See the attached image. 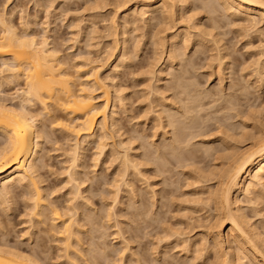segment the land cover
I'll list each match as a JSON object with an SVG mask.
<instances>
[{"label":"bare ground","instance_id":"6f19581e","mask_svg":"<svg viewBox=\"0 0 264 264\" xmlns=\"http://www.w3.org/2000/svg\"><path fill=\"white\" fill-rule=\"evenodd\" d=\"M9 1L10 0H0V210H2L3 214L6 216V218H1V216L3 217V215L0 214L1 215L0 216V264H82L83 260L84 261H87V260L84 258L85 253H86V252L84 253V247H83L84 245H83V239H82V236H84V235L81 236V234H83L82 230L85 231L83 229L85 224L88 223V221L90 223V220L93 221L95 211L93 213L94 215L91 214L93 216V217H91L89 213L85 214L84 209H83V207H84L83 205H85V204H83V202L85 203L84 200L86 199L83 196V193L86 191V189L82 185H83V183H85L84 180H86V179L83 180V177H82V175L84 174V171L82 169L85 166H84V161H83L84 156H83V153H81V149H83L85 144H87L88 142L90 143V141L94 140L96 142L98 152L95 154L96 157L93 159L95 162H97L99 160L101 154L104 153V148L109 143V142L107 143V141L108 140H111V141L114 140L115 136L119 137L118 138V145L123 147L124 151L118 157L119 159L118 158L116 159V161L119 162V164H117V165H119V168L117 171V175L119 176V179H114V181L112 182L113 186L114 187L116 186V189H117L116 192L114 191L115 195L118 194L119 188L121 187V185H120L121 183L120 184L118 183L119 180L122 182V185L128 183L127 180L125 179V177H127L129 175V170L131 168H133L134 171L136 170V173H135L136 176H139V174L142 173V171L138 169L139 164L129 154V151H130L129 146L125 145L124 141L120 139L122 134L119 132L120 131V128H119L120 125L118 126L119 121H117V118L115 117V111L112 110L111 113L109 112V109L111 108L110 104L112 101V97L110 96L111 93H110L109 89L113 88V90L115 91V95H116V93L117 94H119V92L121 93V91L119 90L118 85L115 82H113L115 80L114 77H112L114 79L113 80L108 72L107 73L103 72L104 73L103 74L102 72L99 71L100 69H102V65L91 66L87 70V68H86L87 65L91 64V62H96V61L90 60L91 58L90 59L87 58L86 61H84V64L82 63L83 65L78 66L77 70L75 72L71 73L70 67L68 65L69 64L68 61L66 59H64V57H62L61 48L59 47L61 45L58 46L57 44L53 43V41L51 42L49 40L48 36H46V35H40V36L35 35V33H33L32 30H29V26L34 25V23L31 22L33 24L30 25L31 23H30L29 19L28 20L25 19L26 16L24 17V15L23 16L20 15L21 21H19L22 28L19 29L18 28L19 26L18 25L16 26V24L13 20V17H14L13 15L16 11L15 10L13 11L11 9V11L7 12L6 5ZM90 1L91 0H89V2ZM130 1L131 0H101V2H98V0L97 1L94 0V2L91 5L90 4H88V5H90V7H95L97 9V8L105 7L106 4L109 5V2H110L112 4H116V6L119 7V5L120 6L121 5L126 6L127 4H130ZM134 1H132L133 4L134 3L138 4V6L134 5V6H137V7H135V9H132L129 7L127 8L128 12L124 13V15L122 17V22H123L122 24L124 25V27L126 25L129 26V23L135 24L136 22H139V21H141L143 24H146L149 28L148 31H149L150 38L153 41V45L157 46L156 50L158 49V46L166 47V51L168 53L167 58H169V60H173V59L177 60L178 57L181 56V54L178 53L179 48L176 46V44L178 42L177 41L178 39H184L183 33L177 32L174 35H171L170 38H168V36H167V38L166 37L165 38L159 37L158 34L163 32L166 29H169L170 26L172 25L173 21L176 22V24H177V22H178L177 20L183 19L185 14H186L185 12H183V9H185V3H186V5H187V2L190 3L192 5L190 8L191 11H193L192 13H194V11H195V13L190 17V21H191L190 26H191V28L193 27V29H196L195 30L196 36H197V38H199L198 42H195L196 44H194L196 46L195 50H194V56L197 55V58H199V60H200V59H202L200 57V54H206L207 51H208V53H210V51H215L214 53H210L208 56H205V59L212 61V63L213 62L215 63V68H214L215 70L214 71L218 76H222L224 74L223 73L224 70L228 69V66H226V65L229 63V61L227 60L229 53L226 51L227 46L225 47V44L223 43V40H224L223 38L226 37L225 35L228 34V32H232L231 28H229V30H227V31H221V29L225 26H228V25H231L232 27L236 26V25H234L235 23H233V22H235L236 18H238V19L241 18L242 20H244V22H247L248 24H247V26H243V24L241 22L242 26H238L236 32L242 30V31H245V34L250 35V32L253 29H254V32L261 30V29H259L258 24H259L260 20L264 19V0H201L200 4H198V3L195 4V1H197V0H188V1L187 0H134ZM53 3H54V1H53ZM56 9H57V7H56ZM92 9H94V8H92ZM89 11H91V10H89ZM176 12H178V19L176 17V15H177ZM95 14H96V12H95ZM97 15H99V14H97ZM100 15H101V13H100ZM114 15H116V14H114ZM93 16H94V14H93ZM58 17H60V16H58ZM116 17H114V18L118 20V18H116ZM48 20H51V19L48 18ZM117 20L112 19L111 24H112L113 28L116 27V25H118ZM223 20H228V21L226 23H224ZM105 21H107V20L105 19ZM182 21L183 20H181V22ZM174 22H173V28L175 26ZM37 23H39V22H37ZM37 23H36V25H38ZM71 23L77 24V23H75V21H72ZM71 23H70V26L72 25ZM187 23H188V20H187ZM260 23H262V22H260ZM74 24H73V26H74ZM91 24H93V23H90L89 27L94 25V24L93 25H91ZM107 27H108V25H107ZM113 28H111V29H113ZM171 28H172V26H171ZM30 29H33V28H30ZM181 29H183V28H181ZM234 31H235V29H234ZM248 31H250V32L248 33ZM113 32H115L114 29H113ZM121 33H122V35H124L125 31H122ZM251 33H253V32H251ZM45 34H47V33H45ZM161 36H163V35H161ZM190 37H192V36H190ZM232 37L234 38L235 36L233 35ZM53 40H55V39H53ZM56 40H58V39H56ZM259 41H261V40H259ZM182 42H183L182 45H184L185 41H182ZM208 42H210L211 45L215 47V48L213 47V49H215V50H213L211 46H207L206 47L207 50H204L203 48H200L202 50L197 49L199 46L200 47L202 45L206 46ZM52 43H53V45H52ZM56 43H58V42H56ZM126 43L127 42H126V36H125V38L123 37V39H121V45H122V49H123L122 51L123 52L120 54L118 62L117 63L115 62L116 64L113 66V69L117 70L119 66L121 67L122 63L125 62L124 58H125L126 54L129 55L128 50L126 49L128 47V46L126 47ZM226 44H228V43H226ZM155 46H154V48H155ZM263 46H264V44H263ZM179 47H181V46H179ZM185 49H187V47H185ZM106 50L107 49L104 50L105 51L104 53H106ZM180 50H182V49H180ZM108 51H107V53H108ZM131 51H133V50H131ZM163 51H165V49ZM155 52L156 51L154 50V53ZM183 53H184V49L182 52V56H183ZM198 53H199V55H198ZM156 54H157V52H156ZM157 55H160V52H158ZM110 56H111V54H110ZM110 56L108 55V58ZM152 56H155V55H153V53H152ZM161 56H163V55L161 54ZM263 56H264V51L261 50V52H259L258 58H254L255 60H253V61H255L254 65H256L255 68L253 69L254 70L253 72L256 75V77L258 78V80L261 82H264V58H262ZM155 57L158 58V56H155ZM165 57H166V55H165ZM183 59H185V57ZM186 59H188V58L186 57ZM205 59H203V61ZM188 61H185V63H188ZM170 62L173 63V61H170ZM195 62H198V61H195ZM99 63L101 64V62H99ZM182 63L180 64L181 68L179 67L180 68L179 73L174 77V82L172 84V88L176 91V95L178 97L180 96V101L186 100L187 97H190L193 100H195V101L192 100L195 103H196V101H203V99L199 100L200 90H198L199 91L198 94L197 93L196 94L191 93V91H194L192 89V87L194 86V88H195V86H196V83L194 81H197V80H195V77H194V80H192V79L190 80V78H188L186 76V74H188V72L190 73V71H193V69L188 71V68L186 67L187 65L185 66ZM191 64H194V63H191ZM201 65L204 66L203 63ZM250 65H251V63H250ZM82 67L83 68L85 67L86 70L85 71L82 70ZM193 67H195V66H193ZM193 67H190V68H193ZM171 68H173L172 65H171ZM176 68H178V67H176ZM202 68L204 69V67H202ZM231 68H229V69H231ZM210 70H212V68ZM151 71H152V69H151ZM177 71L175 70V72H177ZM240 71H241V69H240ZM239 73H241V72H239ZM212 74L213 73L211 72L210 75L212 76ZM188 75L190 76L191 74H188ZM192 75H193V73H192ZM192 75H191V77H192ZM241 77L242 76H240V78ZM231 79H233V78H231ZM21 81H23V87L19 88L17 90L15 89L16 90V92H15L16 96L14 98H16L17 100H14L13 96L9 98V96L4 92V86L5 85H12L13 83H18ZM117 81H119V80H117ZM78 82H80V83H78ZM169 83H170V81H169ZM230 83H232V82H230ZM258 84H261V83H258ZM228 87H229V85H228ZM230 87H232V86H230ZM120 89H122V88H120ZM149 89H150V87H149ZM159 89H161V88H159ZM154 90H156V89H154ZM221 90H223V89H221ZM230 90H232V89H230ZM243 90H246V89L244 88ZM248 90H249V88H248ZM95 91L100 93V95L95 94ZM216 91H218V90H216ZM233 92H235V91H233ZM223 94L224 93L222 92V95ZM156 95H158V94H156ZM210 95H212V94H210ZM218 95H219V93H218ZM119 96L121 97V95H118V97ZM206 96H209V95H206ZM118 97H117V99H118ZM161 97H157V98H161ZM123 98H125V97H123ZM165 98L162 97L161 99H158V100L161 103V101H163ZM171 98H173V97H171ZM114 99H115V97H114ZM218 99L220 100L221 98L218 97ZM158 100H156V101H158ZM159 101H158V103H159ZM187 101L188 100H186L187 104H185V103H182V104L188 105ZM174 102H176V101L174 100ZM211 102H213V101L211 100ZM234 102H235V100H234ZM114 103L115 102L113 100V104ZM158 103H157V105L159 106V109H155V110H153V112L156 115L155 118L158 119L159 122H157L158 124L154 125V128H156L155 126H159L160 128L162 127L161 129H165L163 131V135L166 136L165 134L170 133L171 136H170V134H169V137L167 135V140H168V138H170L169 139L170 141L169 140L168 141L162 140V142H160V140L157 139L159 141V143H157V144L156 143L154 144V142L149 143L147 141L146 142L148 144L145 143L146 145L150 144L153 147L151 149V151L149 150V153H146V156H147L148 163H150V165H152L155 168V170L159 168V163L163 164V161L165 163V153L166 152L169 154H173L174 156L179 155V153L181 152V149H182L183 142H186L184 139L188 140L187 137H185V138L183 137L185 134L184 131L187 132L186 131L188 129L187 127H189V125L191 124V121H192V119H190V117H188L189 114L187 115V110L185 108H184V113H182L180 108L177 107L178 105L175 106V108H172L169 105L171 102L170 103L168 102L169 104L168 103L167 104H163V103L158 104ZM223 103H224V101H223ZM113 104H112V107H113ZM120 104H122V102ZM200 104L201 103L198 102V105H200ZM210 104H212V103H210ZM198 105H197V107H198ZM230 105H231V103H230ZM35 107H37V109ZM191 107H190V109H191ZM230 107H232V106H230ZM114 108H115V106H114ZM150 108H152V107H150ZM199 108H200V106H199ZM202 108H203V105H202ZM225 110H227V109H225ZM228 110L230 111L231 109H228ZM232 111H233V109H232ZM251 111H253V110H251ZM109 113L111 114V116H109ZM198 113H197V115H198ZM151 114H152V112H151ZM193 114H194V112H193ZM252 114H254V112H252L251 115ZM178 115L183 116V118H185V119H187V118L190 119L187 126L185 124L186 122L184 121L185 123L183 122L184 123L183 127L182 128L179 127V129H177L176 124H177V121L179 119L176 120V117ZM254 116H255V114H254ZM258 116H260L259 113H258ZM109 117H111V119ZM191 117H193V116H191ZM180 118H182V117H180ZM227 118H229V117H227ZM252 118H254V117H252ZM199 119H200V117H199ZM180 120H182V119H180ZM180 120H179V122H180ZM194 120H196V119H194ZM187 121H188V119H187ZM203 121L205 122V120H203ZM109 122H110V126H109ZM196 122H197V120H196ZM251 122H252V120H251ZM198 123H195V124H197V126H198ZM262 123H257V125H256L257 129L254 126L255 130H257V131H255L256 133H253L254 131L253 132L250 131V133H249V132H246L247 131L246 130V131L242 132L240 135L239 134L240 131H239L238 136H240V138L235 137V138H238V139H236V141L234 140L235 142L240 141L239 139H241V138L244 140L245 139L250 140L253 137L254 140L252 142H249L250 145H248V147L242 149L239 145L232 143L233 141H230L229 143H231L233 145H227L226 144V146L222 149V152L220 154L214 155L212 157V161H216V160L218 161V159L220 158L219 163L212 162L213 164H211V165L209 164V166H207V168H204V169L202 168V170L199 172V177L196 176V174H198V172H196V174L193 172L194 174H192L198 178L197 179L198 183L201 181H204V182L209 181L210 182L211 180H214L213 182L215 183V184L213 183V185H210L211 183L209 184V182H207L210 186H209V188L207 187L208 191L206 192V196L197 198L198 204L200 203L201 206L203 205V207H206V206L209 207V209H207V210L210 212L209 218L211 217L210 219H212L211 225L207 222L210 226V227L208 226V229L210 228V230L206 231V232L209 231L208 233H209L210 238L212 239V243H213V245H212V243L210 244L213 247H211L209 245H207V246L211 247L210 249L213 248L215 250V253H216L215 261L212 264H264V232L261 231V229L259 228L260 225L257 226V224L254 221H252L253 218H251L250 217L251 215L248 214L249 211L248 212L245 211V204H244V201L241 199V196H244L245 202L253 205L252 210L256 214L255 216L257 217L258 214H260L259 217L261 216V210H260L261 206L259 207L260 209H258V205H259L258 203L261 200H263V198H264L263 197L264 193L263 194L261 193L264 190V124H262ZM201 125H199V127ZM204 125H205V123H204ZM253 125H255V124H252V127H253ZM232 126H233V124H232ZM242 126L244 127V123ZM167 127L169 128V130H166ZM190 127H192V126L190 125ZM53 128L60 130L59 136L61 137L60 139L57 137L56 138L57 140H55L54 142L57 143V142L62 140V141H64L62 143L69 144V146H68L69 148L67 151L68 153H66V152L63 153V155L66 154V155H69V157H68V159H66L65 158L66 156L64 155L65 157L62 158V160L64 159L62 161V164H64L66 183H67V185L69 184L70 188H72V189L68 193V196L70 195L69 199L66 201L64 200L65 201L64 203L60 202L59 200L54 199V198L58 199L60 196H56L58 193L54 194L55 191H57V190H53L51 187H48L47 183H46L47 185L44 184L45 179H44V177H43L44 175L42 173V169L47 167V165H48V163L44 160V157H43L45 155H42L43 143H44L45 139L47 140L48 138L51 137L52 133L54 132L53 130H55ZM185 128H187V129L184 130ZM192 128H194V126ZM233 128H235V127H233ZM231 129L228 128L227 130H224V132L222 131V133H223L222 139H220L221 143H226L227 138L231 139V137H232V139H233L234 134L229 133V130H231ZM190 130H192V129H190ZM207 130H209V129H207ZM253 130H254V128H253ZM218 131H220V130L218 129ZM197 132H195L196 135H197ZM220 133H221V131H220ZM232 133H234V132L232 131ZM135 134L138 135V133H135ZM153 134L155 137L156 133H153ZM137 135H136V137H137ZM163 135H162V137H163ZM193 135L195 137L194 133H193ZM193 135L191 134V136H193ZM198 135H199V133H198ZM187 136H189V134H187ZM234 136H236V135H234ZM145 137H147V136H144V138ZM162 137L160 135V138H162ZM199 137H200V135H199ZM129 138H132V137L129 136ZM218 138H220V137H218ZM136 139L137 138H135L134 140H136ZM146 139H144V140H146ZM72 141H73V143H70ZM111 141H110V143L112 144L113 149H114L116 140H115V142L114 141L111 142ZM133 141H131V142H133ZM208 141L209 142L205 146V151L207 152V155L209 152L212 153V150L214 149L213 144H210L211 141L210 140H208ZM142 142H143V140H142ZM62 143H60V144H62ZM205 143L206 142L204 141V144ZM60 144H59V146H61ZM187 144H189L188 141H187ZM184 145H186V144H184ZM195 145H198V144H195ZM186 146H188V145H186ZM194 146H192V147H194ZM58 149H60V148H58ZM183 150H185V149H183ZM116 151L117 150H115V152ZM110 152H111V150H110ZM116 153L118 154V152H116ZM195 153H197V152H195ZM211 153H209V154L212 155ZM114 156H115V153H114ZM166 157L168 158V156H166ZM170 157L172 158L171 155H170ZM178 157H175V159ZM203 157H204V155H203ZM144 158H146V157H144ZM175 159H174V161H175ZM169 160H172V159L169 158ZM95 164H97V163H95ZM152 166H151V168H152ZM191 166L190 167L185 166V167H188V169H189V168H191ZM193 166H194V164H193ZM164 167H165V165H164ZM166 168L167 167H165V169ZM194 169H195V167H194ZM160 170L162 171V167H160ZM166 171H169V170L166 169ZM196 171H199V169ZM132 172H133V170H132ZM189 172H190V170H189ZM137 173H138V175H137ZM133 176H135V175H133ZM191 177H193V176H191ZM160 179H162V178H160ZM169 182H171V181H169ZM92 183H94V182L92 181ZM199 184H201V183H199ZM204 184H206V183H204ZM188 185H190V184H188ZM194 185H197V184L194 183ZM203 185H199V186H203ZM92 186H94V185H92ZM95 186H97V183L95 184ZM130 186L128 189H130ZM126 188H127V186H126ZM177 189H179V188H177ZM150 190H152L151 187H150ZM198 190H200V189L198 188ZM97 191H98V189H97ZM129 192H131V190ZM132 193H134V191ZM147 193H148V191H147ZM153 194H155V193H153ZM199 194L204 195L205 194L204 189L201 192H199ZM153 196H155V195H153ZM141 198H143V196ZM166 199H168V198H166ZM87 201L88 200H86V202ZM134 202H135V200H134ZM148 202H150V201H148ZM186 202L188 203V201H186ZM144 203H145V199H144ZM16 204H18L19 206L16 207L15 206ZM153 204L154 203H152L151 205H153ZM134 207H135V205H134ZM137 208H139V206ZM142 208H145V207H142ZM154 208H155V206H154ZM191 208H193V206ZM198 208L200 209L199 206H198ZM194 209H195V206H194ZM85 210H87V209H85ZM109 210H111V209L109 208ZM187 210H191V209L187 208ZM145 211H143V212L145 213ZM192 211H193V209H192ZM192 211H190V212H192ZM195 211H193V212H195ZM208 211H207V214H208ZM22 212L27 217V220L24 221V223L28 224V226L26 227L27 230H26V232H24V231L23 232H24V234H27L26 240H28V242H30L28 244V246H23L21 244L22 242H20V243L19 242H13V239L10 238V235L13 231V228L11 226H15V225H12V219L8 218L7 216L12 215V213H14V214L16 213L17 216L23 215ZM204 212H206V211H204ZM112 213L113 212H111V211L106 212L105 217H104V215L102 216V218L104 217L105 219H102V222L98 223V227L96 229L101 228V227L103 228L104 226H106V224L108 225V221L111 219L109 217L112 215ZM137 213H139V212H137ZM142 214L143 213H141V215ZM96 215H98V214H96ZM150 215H152V214H150ZM206 215H204V216H206ZM160 217H161V215H160ZM97 218H99V217L96 216L95 220H97ZM150 218H151V216H150ZM209 218H207V219L209 220ZM191 219H192V216H191ZM191 219H190V221H191ZM184 221H185V219H184ZM190 223H192V221ZM204 224H206V223H204ZM17 226H19V225H17ZM261 226L263 227V224ZM187 227L189 228V226H187ZM191 227L193 228V226H191ZM104 228H103V230L108 229V227L107 228L104 227ZM168 228H169V226H168ZM200 228H202V227H200ZM93 229H94V227H93ZM101 229H99V230H101ZM162 229H164V228H162ZM167 230H169V229H167ZM88 232H90V231H88ZM157 233H159V232H157ZM177 234H179V233H177ZM177 234H175V235L179 237V235H177ZM100 236L102 239L105 237V234H101ZM19 237H23V234H22V236L20 235ZM180 238H182V237L180 236ZM99 239H100V237L98 238V241H99ZM166 239H167V237H166ZM174 240H175V237H174ZM188 240H187V242H188ZM205 240H207V239H205ZM201 241H202V239H201ZM160 242H161V239H160ZM205 243H206V241H205ZM91 244L94 245L93 243H91ZM102 244L104 245L103 246L104 248L102 247L104 250V253H103V251L101 252L103 254H106V249H109L110 251L112 249H114L113 247H109L108 246L109 244L108 243L106 244L105 241H104V243H101V245ZM188 244L190 246L191 242H189ZM199 244H198V246H199ZM224 244H227L225 246V247H227V249L224 248ZM182 245H185V243ZM196 245H197V242H195L193 244V246H196ZM89 246H91V245H89ZM127 246H124V247H127ZM92 247H91V249H92ZM187 247H188V245H187ZM187 247H186V249H187ZM205 249L207 251L209 250L206 247H205ZM205 249L203 248V250H205ZM100 250H102V249H100ZM125 250H126V248L124 249V251ZM214 250H212V251H214ZM114 251L116 252V250H114ZM114 251L110 252V253L112 254V253H114ZM88 252L90 254L91 251H88ZM201 252H204V251L201 250ZM107 253H109V252H107ZM118 253H121V251H119ZM118 253H116V254H118ZM168 253H169V251H168ZM91 254H92V252H91ZM91 254H90V257H92ZM122 254L123 253H121V255ZM196 254H197V252H196ZM226 255H228V257L225 258ZM58 259H61V260H58ZM113 259H114V257H113ZM119 259H121V258H119ZM109 260H111V257L109 258ZM90 261H92V260H90ZM111 261H109L108 263L111 262L110 264H112L113 262H115V259L111 260ZM117 261L118 260H116V262ZM209 262H210V258H209ZM85 263L87 264V262H85Z\"/></svg>","mask_w":264,"mask_h":264},{"label":"rangeland","instance_id":"374dc122","mask_svg":"<svg viewBox=\"0 0 264 264\" xmlns=\"http://www.w3.org/2000/svg\"><path fill=\"white\" fill-rule=\"evenodd\" d=\"M53 1H54V3H53ZM132 1H134V0H131L130 4H127L126 6L125 5H121V6L119 5V7H117L116 4H112L109 2V5L106 4L107 6L105 5V7L96 9L95 7H90V5L94 2V0H91L90 2H89V0H39V1L38 0H10L7 3L6 7H7V12L11 11V9L13 11L14 10L16 11L13 15L14 16L13 20H14L16 26L17 25L19 26L18 27L19 29L22 28V26L20 25V22H19V21H21L20 15H22V16L24 15V17L26 16L25 19H27V20L29 19L30 23L31 22L34 23V25H32L33 23L30 24L32 26H29V30H32V32L35 33V35H37V36L46 35V36H48V38L51 42L53 41V43L57 44L58 46L61 45L59 47L61 48L62 57H64V59H66L68 61V63H69L68 65L70 67L71 73L75 72L77 70L78 66L83 65L84 61H86L87 58L88 59L91 58L90 60H93L96 62H91V64L87 65L88 66V67L86 66L87 70L91 66L102 65V69H100L99 71L102 73L108 72L109 75L111 76V78L114 77L115 80L112 78L114 80L113 82H115L118 85L119 90L121 91V93L119 92V94L116 93V95H115V91L113 90V88L109 89L110 93H111L110 96L112 97V101L110 104L111 108L109 109V112L111 113L112 110L115 111V117L117 118V121H119L118 126L119 125L121 126V127L119 126V128H120L119 132L122 134L120 139L124 141L125 145L129 146V148H130L129 154L139 164L138 169L141 170L142 173L139 174V176H136V174H135L136 170L134 171V169L131 168L129 170V175H128L129 177L128 176L125 177V179L127 180L128 183L122 185V182L119 180L118 183L119 184L121 183L120 184L121 187L119 186L120 187L119 192H118L119 195L118 194L115 195V192L117 189H116V186L115 187L113 186L112 182L114 181V179H119V176L117 175V171L119 168V165H117V164H119V162L116 161V159L124 151V148L118 145V138L119 137L115 136L114 140H112L114 142L116 140L114 149L117 150L116 152H118V154L113 149V146L110 143L111 140H108L107 143L108 142L109 143L104 148V153L101 154V156L97 162H95L93 159L96 157L95 154L98 152L96 142L94 140L90 141V143L88 142L87 144H85L83 149H81V153H83V156H84L83 161H84V166H85L82 169L84 171V174L82 175V177H83V180L86 179V180H84L85 183H83V185H82L86 189V191L83 193V196L86 198L84 200L85 203L83 202V204H85V205H83L84 206L83 209H84V213L85 214L89 213L91 217H93L91 214H93L95 211V215L93 214L94 215L93 221L90 220V223L88 221V223L85 224V226H84L85 228L83 227V229L85 231L82 230L83 234H81V236L84 235V236H82L83 245H84L83 246L84 247V253L85 252L87 253V254L85 253V256H84V258L87 261L83 260L82 264H86L85 262H87V264H110L112 262L111 260H114V259H115V262H113L112 264H114V263L115 264H206V263L212 264L215 261L216 253H215V250L213 248L210 249L211 247H213L210 245L212 243V239L210 238V235L208 233L209 231L206 232L207 230H210V228L208 229V226H209V224L211 225L212 219H210L211 217L209 218L210 212L207 210V209H209V207L208 206L203 207V205L201 206L200 203L198 204L197 198L206 196V192L208 191L209 186L213 185L214 180H211L210 182L209 181H206V182L201 181V182H199L201 184H199L197 181L198 178L196 176L199 177V172L202 170V168L203 169L207 168V166H209V164L210 165L213 164L212 162H216V163L220 162V158L218 159V161L217 160L212 161V157L214 155L220 154L222 152V149L226 146V144L227 145H233V144L229 143L230 141H233L232 143L239 145L242 149L248 147V145H250L249 142H252L254 140L253 137L250 140L249 139L244 140L241 138V139H239L240 141H237V142H235V141L238 138H235V137L240 138V136H238V135L239 134L241 135V133L246 131V130H247L246 132H249V133H250V131L251 132L254 131L253 133H256L255 131H257V130H255V127H256L257 123H262L264 121V119H263L264 118V82L259 81L253 72L254 71L253 69L256 66V65H254L255 61H253V60H255L254 58H258L259 52H261V50L264 51V46H263V44H264V40H263L264 39V34H263L264 33L263 32L264 31V19L263 20L259 19L260 22H262V23L259 22L258 27L261 30L254 32V29H253L251 31L253 33L248 31V33L250 32L251 36L249 34L248 35L245 34V31H242V30L236 32L238 26H242V24H243V26H247V24H248L247 22H244V20H242L241 18L235 19V22H233V23H235L234 25H236V26H233L234 28L231 25H228L229 27L225 26L221 29V31H227V30H229V28H231L232 32H228L229 35L226 34L225 35L226 37L224 36L226 39L223 38L224 39L223 43L225 44V47L226 46L228 47V48L226 47V51L229 53L228 54L229 56L227 59L229 61V63L226 65V66H228V69L224 70L223 73L225 75L223 74L222 76H218L214 71L215 70L214 69L215 63L214 62L212 63V61L205 59V56H208L210 53H214L215 51H210V53H208V51H207L206 54H200V57L202 58L200 60H199V58H197V55L194 56V50L196 47L194 44H196L195 42H198L199 38H197V36H196V31H195L196 29H193V27L191 28V26H190L191 25L190 17L195 13V11H194V13H192L193 11H191V9H190L192 5L187 2L188 0L186 1L187 5L185 3V9H183V12H185L186 14L184 13L185 16L183 19H181L184 22L183 21L181 22V20L179 19V20H177L178 22L176 24V22L173 21L175 23L174 28H173V22H172V25H171L172 28L170 26L169 29H166L167 31L164 30L163 32L158 34L159 37H164V38L166 37L167 38V36H168V38H170L171 35H174L177 32L183 33L184 37L183 36L182 37L185 40L184 39H178L177 40L178 42L176 44V46L179 48L178 53L181 54V56H179L177 60L176 59L169 60V58H167L168 53L166 51V47L158 46L159 50L158 49L156 50L157 46L153 45V41L150 38L149 31H148L149 28L146 24H143L141 21H139V22H136L135 24L129 23V26L126 25L124 27V25L122 24L123 23L122 17L124 15V13L128 12L127 8L129 7V8L135 9V7L138 6V4H135V3L133 4ZM197 1H195V4H197V3L200 4L201 0H197ZM98 2H101V0H98ZM88 4H90V5H88ZM134 5H137V6H134ZM56 7H57V9H56ZM92 8H94V9H92ZM89 10H91V11H89ZM95 12H96V14H95ZM100 13H101V15H100ZM176 13H177L176 17L178 19V12H176ZM93 14H94V16H93ZM97 14H99V15H97ZM114 14H116V15H114ZM58 16H60V17H58ZM114 17L118 18V20L115 19ZM48 18L51 20H48ZM105 19L107 21H105ZM112 19L117 20V22H118L117 23L118 25H116V27H114V28L112 27V24H111ZM187 20H188V23H187ZM72 21H75V23H77V24L73 23L74 24V26H73V24L71 23ZM223 21H224V23H226L228 20H223ZM37 22H39V23H37ZM241 22H242V24H241ZM36 23L38 25H36ZM70 23L72 24L71 26H70ZM90 23H93L94 25L91 24L93 26L89 27ZM107 25H108V27H107ZM110 27L113 28L115 32H113V29H111ZM30 28H33V29H30ZM179 28L180 29L183 28V29L180 30ZM234 29H235V31H234ZM122 31H125L126 35L125 34L122 35V33H121ZM45 33H47V34H45ZM161 35H163V36H161ZM189 35L192 36L193 38L190 37ZM233 35L235 36L234 38L232 37ZM125 36H126V42L128 43V44L126 43V47L128 46L126 49L128 50L129 55L126 54V56L124 58L125 62L123 61L124 63H122L121 67L119 66L118 69L116 70V69H113V66L118 62L120 54L123 52L122 51L123 50L122 45H121V39H123V37L125 38ZM53 39H55V40H53ZM56 39H58V40H56ZM259 40H261V41H259ZM182 41H185L184 45H182L183 44ZM56 42H58L59 44ZM53 43H52V45H53ZM209 43L210 42H208L206 46H204V45H202L201 47L199 46L197 49L203 48L204 50H207V48H206L207 46H211L213 49L214 46H212L211 43L210 44ZM226 43H228V44H226ZM154 46H155V48H154ZM179 46H181L182 48ZM185 47H187V49H185ZM105 49H107L106 53H104ZM130 49L133 51H131ZM164 49H165V51H163ZM180 49H182V50H180ZM183 49H184V53L182 56ZM154 50L157 52V54H158V52H160V55H157L156 52L154 53ZM200 50H202V49H200ZM213 50H215V49H213ZM107 51L109 54L107 53ZM152 53H153V55L158 56V58L155 56H152ZM110 54H111V56H110ZM161 54L163 56H161ZM108 55L110 56L109 58H108ZM165 55H166V57H165ZM198 55H199V53H198ZM184 57H185V59H183ZM186 57L188 59H186ZM262 58H264V56ZM203 59H205V60L203 61ZM194 60L198 61V62H195ZM170 61H173V63ZM185 61H188V63H185ZM99 62H101V64ZM181 63L185 66L187 65L186 67L188 68V71L193 69V71H190V73L188 72V74H191V75L193 73L192 77H191V75L189 76L188 74H186V76L188 78H190V80L191 79L194 80V77H195V80H197V81H194L196 83V86H195V88H194V86L192 87V89L194 91H191V93L192 94H196V93L198 94V92H199L198 90H200L199 100L203 99V101H196V103H195V102H193L195 100H193L190 97H187L186 100H188L187 101L188 105H185V104H187L186 100L180 101V96L178 97L176 95V91L172 88V84L174 82V77L180 71V68H181L180 64ZM191 63H194V64H191ZM202 63L204 64V66L201 65ZM250 63H251V65H250ZM171 65L173 68H171ZM193 66H195V67H193ZM176 67H178V68L180 67V68L178 69ZM190 67H193V68H190ZM202 67H204V69ZM86 68L82 67V70L85 71ZM211 68L213 71L210 70ZM229 68H231V69H229ZM151 69H152V71H151ZM240 69H241V71H240ZM175 70L176 71L178 70V71L175 72ZM210 71L213 73L212 76L210 75V73H211ZM239 72H241V73H239ZM240 76H242V77L240 78ZM231 78H233V79H231ZM117 80H119V81H117ZM169 81H170V83L171 82L172 83L170 84ZM230 82H232V83H230ZM257 82L261 83V84H258ZM78 83H80V82H78ZM228 85H229V87H228ZM230 86H232V87H230ZM22 87H23V81L18 82V83H13L12 85H5L4 86V92L9 96V98L12 96L14 98L16 96L15 95L16 90L19 88H22ZM149 87H150V89H149ZM120 88H122V89H120ZM159 88H161V89H159ZM244 88L247 91L243 90ZM248 88H249V90H248ZM154 89H156L157 91ZM221 89H223V90H221ZM230 89H232V90H230ZM216 90H218V91H216ZM233 91H235V92H233ZM222 92L224 93L223 94L224 96L222 95ZM218 93H219V95H218ZM95 94L100 95V93H98L97 91H95ZM156 94H158V95H156ZM205 94L209 95V96H206ZM210 94H212V95H210ZM118 95H121L122 98L120 96L118 97ZM116 96L118 97V99ZM161 96L163 98H165V97L166 98L163 101H161V103H160V101L158 99H161L162 98ZM114 97H115V99H114ZM123 97H125V98H123ZM157 97H161V98H157ZM171 97H173L174 99ZM218 97L221 99L219 100ZM14 100H17V99L14 98ZM113 100L115 102L114 104H113ZM156 100H158L160 104H162V103L167 104L168 102L169 103L171 102L170 104L169 103L168 104L172 108H175V106L178 105L177 107L180 108L182 113H184V108H185L187 110V115L189 114L188 117H190V119H192L190 125L192 127L194 126L195 129L190 127V125L187 128L189 130L192 129L193 131L192 130L189 131L187 128L184 129V130L187 129L186 130L187 132L184 131L185 134L183 137L184 138L187 137L188 140L184 139L186 142H183V144H182V149H181V152L179 153L180 156L179 155L174 156L173 154H169L166 152L165 153V163H164V161H163V164L159 163V168L155 170V168L152 165H150V163H148L147 156H146V153H149V150L151 151V149L153 147L150 144L146 145L145 143L154 142V144L155 143L157 144V143H159L158 140H160V142H162V140L168 141L170 139V138H168V140H167V135L169 137L170 133L165 134L166 136L163 135V131L165 129H161L162 127L160 128L159 126H155L156 128H154V125L158 124L157 122H159V120L155 118L156 115L153 112V110L159 109V106L157 105L158 101H156ZM174 100L177 103L174 102ZM211 100L213 102H211ZM234 100H235V102H234ZM223 101H224V103H223ZM121 102H122V104H120ZM198 102L201 104L198 105ZM182 103H185V104H182ZM210 103H212V104H210ZM230 103H231V105H230ZM112 104H113V107H112ZM197 105H198V107H197ZM202 105H203V108H202ZM114 106H115V108H114ZM199 106H200V108H199ZM230 106H232L233 108ZM150 107H152V108H150ZM190 107H191V109H190ZM35 108L37 109V107H35ZM225 109H227V110H225ZM228 109H231L230 110L231 112ZM232 109H233V111H232ZM251 110H253V111H251ZM151 112H152V114H151ZM193 112H194V114H193ZM196 112L197 113L199 112L198 115ZM252 112H254L255 116H254V114L251 115ZM110 113H109V116H111ZM258 113L260 116H258ZM191 116H193V117H191ZM180 117H182V118H180ZM199 117H200V119H199ZM227 117H229V118H227ZM252 117H254V118H252ZM109 118L111 119V117H109ZM177 119H179V120L182 119V120H180V122H179V120L177 121V124H176L177 129H179V127L182 128L185 122H186L185 124L187 126L188 122L190 121L189 118H187L188 119V121H187V119H185V118H183V116H179V115L176 117V120ZM194 119H196L197 122ZM203 120H205V122ZM251 120L253 123L251 122ZM195 123H198V126ZM204 123H205V125H204ZM243 123H244V127L242 126ZM232 124H233V126H232ZM252 124H255V125H253V127H252ZM262 124H264V122ZM199 125H201V126L199 127ZM109 126H110V122H109ZM233 127H235V128H233ZM228 128L229 129L232 128L231 130H229V133L234 134L236 136L233 135V139H232V137H231V139L227 138L226 143H221L220 139H222V134H223L222 131L224 132V130H227ZM253 128H254V130H253ZM53 129H55V128H53ZM207 129H209V130H207ZM218 129L221 131V133H220V131H218ZM256 129H257V127H256ZM166 130H169V128L167 127ZM53 131L54 132L52 133V135L50 137L51 139L50 138H48L47 140L45 139V141L43 143L42 155H45L43 157H44V160L48 163V165H47V167L42 169V173H43V175H44L43 177L45 179L44 184L45 185L48 184V187H51L53 190H57V191H55L54 194L58 193L56 196H60L58 199L57 198H54V199L59 200L60 202L64 203L66 200L69 199L70 195L68 196V193L72 189V188H70V185L69 184L67 185V183H66L64 164H62V161L64 160V159L62 160V158H64L66 156L65 158L68 159V157H69V155H66V154H64L65 156L63 155V153H65V152L68 153L67 151L69 148L68 147L69 144L62 143V142H64L62 140L55 143L54 141L57 140L56 139L57 137L59 139L61 138L59 136L60 130L55 129ZM232 131L234 133H232ZM239 131H240V133H239ZM195 132H197V135ZM135 133H138V135ZM153 133H156L155 137H154ZM190 133L192 135L194 133L195 137H194V135L191 136ZM198 133H199L200 137H199ZM187 134H189V136H187ZM136 135H137V137H136ZM160 135H161V137L163 135V137L160 138ZM129 136L132 138H129ZM144 136H147V137L144 138ZM170 136H171V134H170ZM218 137H220V138H218ZM133 138L134 139L137 138L136 139L137 141L134 140ZM144 139H146V140H144ZM142 140H143V142L144 141L145 142L143 143ZM208 140H210L211 141L210 144H213V146H214L212 153L209 152L212 155H210L209 153L207 155V152L205 151V146L209 142ZM131 141H133V142H131ZM187 141L189 144H187ZM204 141L206 142L205 144H204ZM60 143H62V144H60ZM70 143H73V141ZM59 144L61 146H59ZM184 144H186L188 146H186ZM193 144L194 145L198 144V145L194 146ZM192 146H194V147H192ZM58 148H60V149H58ZM183 149H185V150H183ZM110 150H111V152H110ZM195 152H197V153H195ZM114 153H115V156H114ZM170 155L172 156V158L170 157ZM203 155H204V157H203ZM166 156H168V158ZM144 157H146V158H144ZM175 157H178V158L175 159ZM169 158L172 160H169ZM174 159L176 162L174 161ZM94 162L97 164H95ZM193 164H194V166H193ZM164 165H165V167H167L166 169H168L169 171H166ZM189 165L190 166L192 165L191 168L192 167L193 168L188 169V167H190ZM151 166L153 169L151 168ZM185 166H188V167H185ZM160 167H162V171L160 170ZM194 167H195V169H194ZM198 169H199V171H196ZM132 170H133V172H132ZM189 170H190V172H189ZM193 172L195 174H196V172H198V174H196V176L192 175V174H194ZM133 175H135V176H133ZM137 175H138V173H137ZM191 176H193V177H191ZM160 178H162V179H160ZM92 181L94 183H92ZM169 181H171V182H169ZM193 182L196 183L197 185H194ZM207 182H209V184L210 183L211 184L209 185ZM96 183H97V186L99 185L98 187L95 186ZM204 183H206V184H204ZM188 184H190V185H188ZM92 185H94L95 187ZM128 185L130 186V189H128L129 188ZM199 185H203V186H199ZM126 186H127V188H126ZM150 187L154 192L152 190H150ZM177 188H179V189H177ZM198 188L200 190H198ZM97 189H98V191H97ZM203 189H204L205 194L204 195L199 194V192H201ZM130 190H131V192H129ZM132 190L134 191V193H132L133 192ZM147 191H148V193H147ZM152 192L155 194H153ZM261 193L263 194L264 190ZM153 195H155V196H153ZM142 196H143V198H141ZM263 197H264V194H263ZM166 198H168V199H166ZM144 199H145V203H144ZM241 199L244 201L245 211H247V212L249 211L248 214L251 215L250 216L251 218H253L252 221H254L257 224V226L260 225L259 228L261 229V231L264 232V228H263L264 227V222H263L264 221V212H263L264 211V208H263L264 207V204H263L264 198H263V200H261L258 203L259 204L258 209L261 208L260 209L261 210V216L260 217H259L260 214H258L257 217L255 216L256 214L252 210L253 205L245 202L244 196H241ZM86 200H88V201L86 202ZM134 200H135V202H134ZM148 201H150V202H148ZM186 201H188V203ZM152 203H154V204L151 205ZM134 205H135V207H134ZM15 206L18 207L19 205L16 204ZM138 206L140 209L137 208ZM141 206L145 207V208H142ZM154 206H155V208H154ZM192 206H193V208H191ZM194 206H195V209H194ZM198 206L200 207V209L198 208ZM109 208L111 210H109ZM187 208L191 209V210H187ZM85 209H87V210H85ZM192 209H193V211L196 210L195 211L196 213L193 212ZM107 210L114 213V214L112 213V215H111L112 217L111 216L109 217L111 219L109 220L110 222L108 221V225L106 224V226H104L106 228L108 227V229L103 230L104 227L103 228L101 227L102 229L101 228L96 229L98 227V223L102 222V219H105L104 217H105L106 212H108ZM203 210L206 212H204ZM143 211H145V213ZM190 211H192V212H190ZM207 211H208V214H207ZM137 212H139V213H137ZM141 213H143V214L141 215ZM0 214L3 215V217L0 215L1 218H6V216L3 214L2 210H0ZM96 214H98V215H96ZM150 214H152V215H150ZM103 215H104V217L102 218ZM160 215H161V217H160ZM204 215H206V216H204ZM96 216L99 217V218H97V220H95ZM150 216H151V218H150ZM191 216H192L193 220L191 219ZM7 217L11 218L12 219V225H15V226H11L13 228L14 232L12 231L13 234L11 233L10 238L13 239V242H19V243L22 242L21 244L23 246H28V244L30 242H28V240H26L27 234H24V232H26V230H27L26 227L28 226L27 223H24V221L27 220V217L24 215V213H23V215H19V216H17L16 213L15 214L12 213V215L7 216ZM189 218L191 219L192 223H190L191 221ZM207 218H209V220ZM184 219H185V221H184ZM204 223H206V224H204ZM262 224H263V227L261 226ZM17 225H19V226H17ZM168 226H169V228H168ZM187 226H189V228ZM191 226H193V228ZM93 227H94V229H93ZM200 227H202V228H200ZM162 228H164V229H162ZM99 229H101V230H99ZM167 229H169V230H167ZM88 231H90V232H88ZM157 232H159V233H157ZM177 233H179V234H177ZM22 234H23V237H19L20 235L22 236ZM101 234H105V237L102 239L100 236ZM175 234L179 235V237L176 236ZM180 236L182 238H180ZM97 237L98 238L100 237L99 241H98ZM166 237H167V239H166ZM174 237H175V240H174ZM204 238L207 240H205ZM160 239H161V242H160ZM186 239L187 240L189 239L190 241L188 240V242H187ZM201 239H202V241H201ZM104 241L106 244L107 243L109 244L108 245L109 247L114 248L111 251L109 249H106V254H103L104 253V250H103L104 245L103 244L101 245V243H104ZM205 241H206V243H205ZM189 242H191L190 246L188 244ZM195 242H197V245H196L197 247L193 246V244ZM91 243H93L94 245H92ZM184 243H185V245H182ZM186 244L188 245V247ZM198 244H199V246H198ZM89 245H91V246H89ZM207 245H209L211 247H208ZM212 245H213V243H212ZM226 245L227 244H224V248L227 249V247H225ZM124 246H127V247H124ZM204 246L209 250L207 251ZM91 247H92V249H91ZM186 247H187V249H186ZM125 248H126V250L124 251ZM203 248L205 250H203ZM100 249H102V250H100ZM114 250H116V252ZM201 250L204 252H201ZM212 250H214V251H212ZM88 251L92 252V254L90 252L92 257H90V254ZM102 251H103V253H101ZM113 251L115 254L118 253L119 251H121V253H123V254L122 255H121V253H118L116 255L114 253L111 254L110 252H113ZM168 251H169V253H168ZM107 252H109V253H107ZM196 252H197V254H196ZM110 257H111V260H109ZM113 257H114V259H113ZM226 257H228V255H226L225 258ZM119 258H121V259H119ZM209 258H210L211 263L209 262ZM89 259L92 261H90ZM58 260H61V259H58ZM116 260H118V261L116 262ZM109 261H111V262L108 263Z\"/></svg>","mask_w":264,"mask_h":264}]
</instances>
